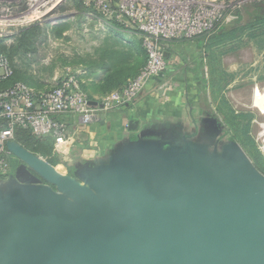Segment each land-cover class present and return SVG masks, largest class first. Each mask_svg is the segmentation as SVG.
I'll list each match as a JSON object with an SVG mask.
<instances>
[{"label": "water", "instance_id": "95a60500", "mask_svg": "<svg viewBox=\"0 0 264 264\" xmlns=\"http://www.w3.org/2000/svg\"><path fill=\"white\" fill-rule=\"evenodd\" d=\"M166 139L71 176L7 140L0 264H264V174L235 143Z\"/></svg>", "mask_w": 264, "mask_h": 264}, {"label": "rangeland", "instance_id": "374dc122", "mask_svg": "<svg viewBox=\"0 0 264 264\" xmlns=\"http://www.w3.org/2000/svg\"><path fill=\"white\" fill-rule=\"evenodd\" d=\"M54 1L0 0V21L8 20L12 23V27L0 30V45L12 56V66L17 76L26 79L30 88L39 91L54 87L67 69L80 72L87 68L90 70L93 65L95 68L87 72L88 77L83 81L88 98L94 102H99L107 95H102L98 87L106 71V67L101 64L103 60L114 59L116 55L113 52H117L119 55L130 53L129 62H137L139 55L136 53V46L143 49V35L136 27L147 16L148 5L153 6L160 16L173 11L174 6H178L175 9L186 8L189 10L190 21L200 13L195 26L200 28L202 34L192 40L175 43L174 46L187 49L185 52L188 53V61H185L183 68L186 66L194 69L199 65L203 70L206 67L207 78L202 75L206 81L209 80L207 58L211 53L206 51L205 43L197 45L198 40L214 32L217 25L240 26L250 22L248 16L239 18L238 11L243 6L264 5V0ZM144 4L146 6L142 7ZM34 12L36 18L38 12L39 17L43 16L34 20ZM28 13L31 18L23 22ZM35 26L37 30L30 37L23 35L26 32L24 30ZM229 46L220 47L214 55L213 65L230 76L223 91L217 93L216 102L212 100L208 82L205 83L207 100L210 102L208 105H213L216 112L211 117L219 130H215L218 136L214 134L212 127L200 133L199 138L207 144L209 150L216 143L218 147L228 143L237 144L256 167L253 157L264 160V27L246 30L239 41ZM232 46L236 48L230 51ZM201 55L202 62L198 60ZM182 70L180 69L179 74H183ZM95 96L102 97L97 101L93 99ZM220 98H224L225 107ZM220 108L225 113L230 111L232 115L247 113L253 116L249 124V140L245 141L246 144L248 142L246 147L232 140V130L225 122ZM246 121L247 118H244L243 123ZM10 177L0 179L1 193L9 189Z\"/></svg>", "mask_w": 264, "mask_h": 264}, {"label": "built area", "instance_id": "2783aa9c", "mask_svg": "<svg viewBox=\"0 0 264 264\" xmlns=\"http://www.w3.org/2000/svg\"><path fill=\"white\" fill-rule=\"evenodd\" d=\"M177 7L174 6L167 15L160 16L153 6L148 5L147 16L136 27L143 35L145 65L121 90L110 92L95 106L89 104L91 101L82 88L86 78L84 70L78 72L67 69L56 85L48 90L39 91L23 83H15L0 92V121L5 124L0 129V179L8 178L12 173L9 161L11 154L4 144L12 140L16 128L29 130L36 137H51L61 165L70 168L73 167L70 151L76 145L78 135L97 126L101 113L124 108L134 110L139 101L167 105L173 93L179 92L182 86L189 87L187 79L179 82L173 74L176 62L188 61L187 54L180 53L172 57L170 53L175 43L192 40L202 34L200 28L195 26L200 13L190 21L189 10L181 7L175 9ZM10 27V21H0V30ZM202 56L198 59L201 62ZM203 74L206 79L205 66ZM11 75L12 68L7 58L0 54V80ZM212 106L210 104L216 115ZM122 127L126 130L128 125Z\"/></svg>", "mask_w": 264, "mask_h": 264}, {"label": "crops", "instance_id": "0c3cea01", "mask_svg": "<svg viewBox=\"0 0 264 264\" xmlns=\"http://www.w3.org/2000/svg\"><path fill=\"white\" fill-rule=\"evenodd\" d=\"M186 50L173 46L170 55L188 54ZM176 63L173 74L179 82L187 79L189 87L182 86L179 92L173 93L167 105L139 101L134 110L124 108L101 113L97 126L78 135L77 143L70 151L73 167L77 162L93 165L104 161L133 142L162 141L166 137L169 143L181 145L184 140L191 138L195 143L207 145L199 138V134L213 127L216 135L217 127L212 122L214 114L208 105L204 84L201 83L204 75L202 67L196 65L194 69H188L186 66L183 68L185 62ZM180 69H183V74H179ZM101 97L95 96L93 99L99 101ZM132 122L137 123L136 130L129 129ZM125 124L128 125L126 130L122 127Z\"/></svg>", "mask_w": 264, "mask_h": 264}, {"label": "trees", "instance_id": "16d2710c", "mask_svg": "<svg viewBox=\"0 0 264 264\" xmlns=\"http://www.w3.org/2000/svg\"><path fill=\"white\" fill-rule=\"evenodd\" d=\"M238 12L237 13L239 14L240 19L243 16L246 17L248 16L250 22L243 23L240 26L223 27L217 25L214 32H212L209 35L203 36L196 43L197 45H202L203 43H205L204 47L206 51L211 53V55H209L207 58L209 80L206 81L203 78L201 80V83L204 84L205 87V83L208 82L210 91L212 93V100H214L215 102L218 95L217 93H221L223 91L230 77L228 74L222 71L220 67L217 66L215 67V65H213L215 52H217V50L220 47L221 48L223 47L225 48L226 46L230 47L229 45H232L233 42L239 41V37H241L246 30L251 28L255 29V28L264 27V5L250 4L248 6H243ZM36 30H37L36 26L30 30L26 29L24 30L26 32H24L23 35L26 37H30L33 31ZM26 37L25 39L29 40ZM238 45L236 47H238ZM236 47L232 46L231 49L229 50L230 51L235 50ZM141 49H139V47L136 46V53H138L139 55V58L136 59L137 62L134 61L129 62L130 53H127L126 55H119L117 54V52H113L116 55L114 59L109 58V60L107 61L103 60L101 62L102 66L106 67V71H104L103 77L100 79L99 82L101 86L100 85L98 86L99 91L102 95L108 94L112 91L121 90L126 85L128 79L134 78L139 73L141 68L146 63V52L144 48L142 50ZM0 54L4 55L7 58L12 68V75L6 79L0 80V92L9 89L15 83H23L25 85L29 84L26 79L21 77L19 78L17 76V73L12 66V56L6 53L5 47H3L2 45H0ZM199 67L201 68V66ZM92 68L95 67H93L92 65ZM90 70H88V68L84 69V71L86 72V78L88 77L87 72L88 71L91 72ZM82 88L86 92L87 87L84 83L82 84ZM220 100L222 105L225 107L226 105L224 98H220ZM227 112L228 113L222 111L221 114L224 117L225 122L232 130L231 131L233 135L232 140H236L244 147H246V145H248V142L246 144L245 141L249 140V130H250L249 124L253 119L252 118L253 116L247 113L232 115L230 111L227 110ZM244 118H247V121L245 123H243ZM4 125H5L4 122L0 121V126H1L0 129L4 128ZM12 140L17 144H19L20 146H22L23 148H25L26 150H28L29 152L42 157L46 162H48L53 167L60 169L64 174L70 176L73 175L74 167L64 168L61 165L57 153L53 148V140L51 137L49 136L36 137L32 135L29 130L16 128L14 130ZM253 159L256 168L262 174H264V160L262 158H255V157H253ZM9 161H10L11 172L13 173L15 167L17 166V161L15 162V159L13 158L12 155H9Z\"/></svg>", "mask_w": 264, "mask_h": 264}, {"label": "bare ground", "instance_id": "6f19581e", "mask_svg": "<svg viewBox=\"0 0 264 264\" xmlns=\"http://www.w3.org/2000/svg\"><path fill=\"white\" fill-rule=\"evenodd\" d=\"M55 1H56V0H55ZM55 1H54V2H55ZM32 10H33V9H32ZM30 13H31V12H30ZM30 13H28V14L24 17L23 22H26V21H28V20L31 18V16L29 15ZM39 15H40V12L37 13V18H36V17H35V12H34V16H33L32 19H34V20H35V18H36V19H39V18H41V17L43 16V15H41V16L39 17ZM32 19H31V20H32ZM31 20H30V21H31ZM21 21H22V20H21ZM255 91H257V89H256ZM241 93H242V92H241ZM263 101H264V100H263Z\"/></svg>", "mask_w": 264, "mask_h": 264}]
</instances>
